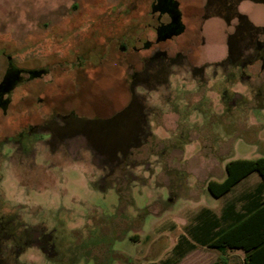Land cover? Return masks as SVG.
Wrapping results in <instances>:
<instances>
[{"label": "rangeland", "instance_id": "374dc122", "mask_svg": "<svg viewBox=\"0 0 264 264\" xmlns=\"http://www.w3.org/2000/svg\"><path fill=\"white\" fill-rule=\"evenodd\" d=\"M117 1L0 0V38L17 45L8 52L21 65L91 59V33L83 39L46 34L39 44L34 35L49 21L64 25L70 9L74 25H79L82 12L99 9L94 15ZM190 1L197 8L178 46L196 54L198 64L225 59L230 35L242 21L235 18L229 24L224 16L207 11L209 0ZM230 2L245 17L246 30L234 38L243 47L249 33L264 27V0ZM257 41L264 44V32ZM244 57L252 60L244 71L235 64L226 67L229 93H221L220 69L213 80L216 93H182L185 86L172 76L173 92L166 87L163 95H149L158 113L149 115L143 130L129 125L127 117L120 125L104 118L121 111L129 95L112 108L113 93H95L75 105L90 123L86 143L80 148L74 143L72 155L63 156L62 149L45 159L0 160V264H166L176 261L184 240L193 243L199 227L206 232L202 237L209 238L216 215L232 203L227 198L262 187V178L253 173L227 197L215 198L207 188L209 181L225 177L229 161L264 157V47L259 54L249 47ZM183 76L191 78L188 72ZM97 100L102 112H111L94 113L89 105ZM37 148L49 154L47 147ZM1 152L7 156L10 150ZM235 207L239 217L234 222L246 214L240 203ZM39 236L52 249L42 250L46 245L36 243Z\"/></svg>", "mask_w": 264, "mask_h": 264}, {"label": "flooded vegetation", "instance_id": "af4514ba", "mask_svg": "<svg viewBox=\"0 0 264 264\" xmlns=\"http://www.w3.org/2000/svg\"><path fill=\"white\" fill-rule=\"evenodd\" d=\"M230 1H208L207 11L224 16L229 24L235 18L242 24L236 25L237 32L230 35L233 40L227 57L203 64L196 62V54L185 53L183 47L178 46L177 40L187 34L197 8L190 0H118L117 4L101 12L95 11L94 15L91 12L99 9L89 8L90 12H82L79 25H74L72 9L64 25L51 21L45 27L39 25L35 33L38 35L33 39L38 44L46 34L83 39L91 33V59L79 56L73 61L65 58L46 65H21L8 52L17 45L0 38V62L3 60L0 63V160L13 156L56 157L57 151L62 149L63 156L72 155L74 143L77 142L75 146L78 147L86 143V126L90 123L88 116L78 113L75 105L81 102V97L91 94L113 93L112 108L129 95L130 100L121 111L104 118L120 125L124 123L123 117H127L129 125L143 130V125L148 126L149 117L158 113V108L150 105L149 95H163L164 88L171 89L172 76L185 86L182 93H216L213 80L217 79L220 69L223 73L219 80L221 93H229L226 85L230 76L226 67L235 64L244 71L252 61L244 57L249 47L254 46L257 54L264 47L257 41L264 27L249 33L245 46L235 45L234 38L246 30L243 27L245 17ZM75 8L78 10V6ZM137 22L140 23L138 27ZM261 59L264 64V58ZM35 62L38 61L35 59ZM185 72L191 78H185ZM190 85L195 89L190 90ZM138 89H143L145 95H139ZM98 104L97 100L89 105L94 113L108 112H102ZM80 108L85 106L81 104ZM41 145L47 147L49 154L39 153L37 146ZM4 147L10 150L7 156L1 152ZM35 241L46 245L42 250L52 249L50 241L43 236Z\"/></svg>", "mask_w": 264, "mask_h": 264}, {"label": "trees", "instance_id": "16d2710c", "mask_svg": "<svg viewBox=\"0 0 264 264\" xmlns=\"http://www.w3.org/2000/svg\"><path fill=\"white\" fill-rule=\"evenodd\" d=\"M225 169L224 180H211L207 184L208 191L215 198L226 195L253 173H257L262 178L264 188V157L234 159L226 164ZM209 247L221 252L242 249L246 253L245 264H264V201L258 209L235 221L232 226L221 232Z\"/></svg>", "mask_w": 264, "mask_h": 264}, {"label": "crops", "instance_id": "0c3cea01", "mask_svg": "<svg viewBox=\"0 0 264 264\" xmlns=\"http://www.w3.org/2000/svg\"><path fill=\"white\" fill-rule=\"evenodd\" d=\"M248 177H250V175ZM224 178L222 180H224ZM238 184L234 186L229 193L222 197H227L228 194L235 190ZM260 187L258 189L245 188L239 196H234L233 198L231 197V199L227 198L228 201L232 200V203L228 206L225 205L221 209L220 215H216L215 223L209 227L207 232L209 233V238L206 239L202 237V235L206 232L203 231V233L199 227L197 232H194L193 243H190V240H184V242L180 245V248L177 250L176 261L167 262L166 264H185L187 262H191V264H245L246 253L244 250L229 249L225 252H221L210 248L209 244L214 241L221 234V232L233 225L234 217H239L238 213H235L237 210L235 207L236 202L240 203L242 205L241 209L246 211L245 216L261 206L264 201V188L263 186L261 188ZM242 217L244 216H241V218ZM201 247H207V249H202ZM206 258H208L207 262L205 261Z\"/></svg>", "mask_w": 264, "mask_h": 264}]
</instances>
